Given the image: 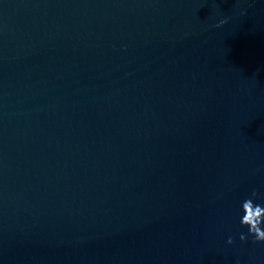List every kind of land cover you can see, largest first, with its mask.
<instances>
[{"label":"water","instance_id":"water-1","mask_svg":"<svg viewBox=\"0 0 264 264\" xmlns=\"http://www.w3.org/2000/svg\"><path fill=\"white\" fill-rule=\"evenodd\" d=\"M253 190L264 0H0V264H264Z\"/></svg>","mask_w":264,"mask_h":264},{"label":"clouds","instance_id":"clouds-1","mask_svg":"<svg viewBox=\"0 0 264 264\" xmlns=\"http://www.w3.org/2000/svg\"><path fill=\"white\" fill-rule=\"evenodd\" d=\"M222 21L221 23H226ZM258 193L253 190L251 196L246 198L241 205L243 215L241 225L248 228V234H241L240 239L247 241L248 235L253 236V242H264V204L255 203ZM228 243H234V239L229 237Z\"/></svg>","mask_w":264,"mask_h":264}]
</instances>
